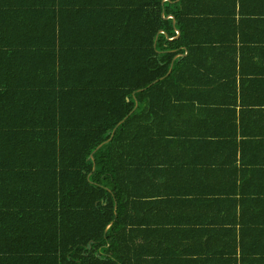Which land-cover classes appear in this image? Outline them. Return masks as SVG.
Wrapping results in <instances>:
<instances>
[{"label": "trees", "instance_id": "trees-1", "mask_svg": "<svg viewBox=\"0 0 264 264\" xmlns=\"http://www.w3.org/2000/svg\"><path fill=\"white\" fill-rule=\"evenodd\" d=\"M241 1L0 0V264H158V144L189 102L264 122V78L202 60Z\"/></svg>", "mask_w": 264, "mask_h": 264}, {"label": "crops", "instance_id": "crops-1", "mask_svg": "<svg viewBox=\"0 0 264 264\" xmlns=\"http://www.w3.org/2000/svg\"><path fill=\"white\" fill-rule=\"evenodd\" d=\"M237 7L243 10L242 20L236 18L238 28L244 22L242 35L233 46L217 48L220 56L202 60L243 66L245 77L259 81L264 78V23L257 27V21H264V1L242 0ZM221 77L203 75L199 81L216 87ZM236 89L239 93L240 76ZM201 90L198 99L221 104L231 92L225 88L212 96ZM194 102L188 106L197 108L188 107L179 119L183 137L165 149L168 144H158V264H264V122L257 114L242 116L239 102H225L220 109ZM200 109L206 114L197 117ZM218 110L210 118L208 113ZM240 116L243 130L257 121L255 138L241 134ZM213 121L217 126L206 138ZM242 143L248 144L242 148Z\"/></svg>", "mask_w": 264, "mask_h": 264}, {"label": "snow or ice", "instance_id": "snow-or-ice-1", "mask_svg": "<svg viewBox=\"0 0 264 264\" xmlns=\"http://www.w3.org/2000/svg\"><path fill=\"white\" fill-rule=\"evenodd\" d=\"M166 2H167V0H166Z\"/></svg>", "mask_w": 264, "mask_h": 264}]
</instances>
